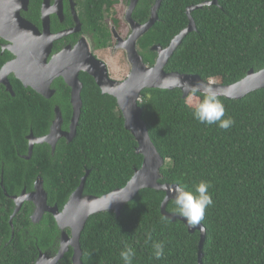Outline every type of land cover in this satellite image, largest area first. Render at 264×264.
<instances>
[{
	"label": "trees",
	"instance_id": "1",
	"mask_svg": "<svg viewBox=\"0 0 264 264\" xmlns=\"http://www.w3.org/2000/svg\"><path fill=\"white\" fill-rule=\"evenodd\" d=\"M207 1L211 0H163L159 21L145 36L147 45L140 48L146 52L154 42L167 47L188 25L186 9ZM216 2L191 13L196 30L182 39L165 72L196 75L226 86L250 70L264 68V0ZM152 58L146 54L144 60L152 65ZM81 79L82 108L74 139L68 144L59 141L53 154L50 149L44 153V145L35 146L30 164L12 161L16 150L25 152L23 135L30 128L36 136L46 133L56 104L67 127L69 88L61 79L53 83L56 94L48 113L28 108L29 97L22 96L24 88L18 81L13 84L15 97L0 99V158L8 160L2 177L7 195L18 194L35 180L34 175L14 172L40 171L48 204L61 209L85 171L89 173L84 194L100 197L124 187L140 168L142 156L135 152L137 144L124 128L115 99L102 95L89 76ZM219 98L225 118L235 121L227 130L193 119L188 96L182 99L178 89L142 91L141 119L164 161L160 184L180 181L188 190L202 180L212 185L213 205L201 222L205 227L201 264H264V90L240 100ZM164 196L143 189L119 217L113 212L90 216L80 235L82 264H124L119 253L125 245L136 251L132 264H197L199 233H189L179 221L164 222L160 213ZM28 206L9 225L13 203L0 187V264H34L39 252L57 251L59 230L53 217L45 216L33 225ZM166 211L177 214L173 201ZM146 232L152 233L153 241L165 242L163 258L153 257V241L146 242ZM71 254L58 264H72Z\"/></svg>",
	"mask_w": 264,
	"mask_h": 264
},
{
	"label": "water",
	"instance_id": "2",
	"mask_svg": "<svg viewBox=\"0 0 264 264\" xmlns=\"http://www.w3.org/2000/svg\"><path fill=\"white\" fill-rule=\"evenodd\" d=\"M162 1H155L151 9V17L140 28L141 32L145 33L154 25L157 20L156 12ZM18 3V0H0V38L17 44L7 47L17 59L3 67L0 72V83L5 85L7 91L12 93L7 76L10 73H14L15 78L25 88H31L38 94L50 98L54 94L51 89L53 81L57 78H62L65 85L70 88V103L73 109L70 120V132L62 133V118L60 112L56 109L55 119L52 122L49 135L35 140L32 136L28 137L30 143L29 154L34 143H47L54 151L56 143L61 137L65 138L68 143H71L74 139L82 106L81 91L83 84L79 80L78 74L83 71L94 79L102 94H107L116 100L117 107L123 118L124 128L132 135L137 144L135 152L142 156L140 168L134 171L124 187L115 189L100 197L83 195L85 180L89 173V171H86L81 178L79 186L61 212L58 211L56 205L47 206L46 193L42 188V180L40 178L35 182V191L31 195L23 194L19 198L12 197L11 199L14 200L16 208L10 217V224L20 209V203L28 200L35 206L31 217L33 223H38L45 213H49L61 230L57 252L55 254L49 251L39 252L34 264H58L70 248L72 249L71 263L82 264L80 235L88 218L104 212H113L116 217H119L124 206L132 201L138 192L143 189L163 192L165 196L160 206L161 215L173 223L176 221L183 223L189 233H194L195 231L199 233L197 264H201V249L205 239V231L201 232L199 225L189 228L182 217L166 211L167 204L173 201L167 189L174 185L159 183L161 178L160 169L164 161L149 137L146 124L141 119L142 109L139 107L141 93L149 89L168 91L178 89L181 92L182 99H184L188 94L180 84L175 83L176 78H179V80L188 84L199 82L202 86H210L216 90L218 97L228 100H240L251 92L264 90V68L258 72L250 70L244 78L226 86L217 84L214 81L204 82L196 75L165 72L164 68L169 58L180 45L182 39L188 33L196 30L191 13L206 6H216V0L207 1L186 9L188 25L171 40L167 47L153 46L151 49L157 53V59L153 67L149 68L142 64L141 58L137 56L134 50V45H130L131 50L128 51V61L132 66L131 73L125 81L120 83L109 80L104 64L96 61L85 45L72 53L66 50L61 54L54 55L47 63L51 45H25L20 39L22 37L20 34L30 33V30L29 25L24 23L19 16L20 5L18 6ZM132 4H135V1ZM0 185L6 196L7 193L2 186V180ZM166 197L167 199H165ZM107 205L108 207L106 208ZM66 229L70 230V238L65 235L64 230Z\"/></svg>",
	"mask_w": 264,
	"mask_h": 264
},
{
	"label": "flooded vegetation",
	"instance_id": "3",
	"mask_svg": "<svg viewBox=\"0 0 264 264\" xmlns=\"http://www.w3.org/2000/svg\"><path fill=\"white\" fill-rule=\"evenodd\" d=\"M18 1H19L18 6L20 5L19 16L24 23H27L29 25V30H30V33L20 34V36L22 35L20 39L21 41H23L25 45H51L49 56L47 58V63H49V61L52 59L54 55L61 54L66 50L72 53L75 52L77 49L81 48L83 45H85L91 56L96 61H100L101 63L104 64L109 80L112 82L120 83L125 81L131 73L132 66L128 61V54H129L128 51L131 50L130 45H134V50L137 56L141 58L142 64H144L146 67L149 68L153 67L157 59V53L151 49L153 48V46L161 47L160 43L159 44L155 42L151 43L150 45L152 46H150L146 52L140 48L141 45H147L145 36L149 33V31H151L153 26L159 21L157 14L158 10H157L156 12L157 20L155 21L154 25L145 33L141 32L140 28L144 26L151 17V9L156 0H18ZM133 1H135V4H132ZM170 42L168 43V45L170 44ZM11 45H17V44H15L12 41H7L5 39L0 38V56L4 57L5 55H8L6 58L0 59V72L7 63L13 62L14 60L17 59V57L13 55L10 50L7 49V47ZM146 54H150L153 56L152 65H149L148 63L145 62L144 57L146 56ZM109 62L112 65H114L113 66L114 73L110 71ZM82 75L89 76L87 73L80 71L78 74V78L81 82H82L81 79ZM89 77L94 81V79L91 76ZM58 79H61L62 82L64 83L62 78L55 79L53 83ZM7 81L12 88V93L7 91L6 86L0 83V99H7L8 96L11 98L15 97L13 84L15 81L18 80L15 78L14 73H10L7 76ZM53 83L51 85V89L54 91V94L50 98H46L38 94L31 88H25L20 83L24 88L22 91H20L22 96L29 97L28 108H31L32 110H36V111H43L44 113L50 112L51 111L50 106L52 103L51 99L56 94V90L53 87ZM98 89L100 90L99 87ZM100 92L102 94L101 90ZM102 95H107V94H102ZM81 102H82V98H81ZM69 105H70V117L68 120L67 127L65 128L63 127L64 122L62 118L61 108L57 104L54 105L52 109L54 116L52 121L50 122V125L46 133L40 136H36L33 130L30 128L29 131L25 135H23L26 146L25 149L23 146V149L21 150H25V152L19 153L18 150H16L17 151L15 156L16 159H13L12 161L17 160L18 162L23 161L27 164L32 163L34 147L40 145H44L43 148L44 153L47 152L48 149H50L51 153L53 154L55 150L52 151L51 146L47 143H43V144L34 143L31 152L29 154L30 143L28 137L32 136V138L35 140L49 135L52 122L55 119L56 109L61 114L62 133H69L70 120L73 111L72 105L70 103V88H69ZM62 140L68 144L66 139L61 137L57 141L56 145L59 143V141ZM43 160L47 161L46 155L45 158L43 157ZM5 161L8 160H6L5 158H0V183L4 175ZM38 168L39 166H37V169ZM14 173L19 175H31V176L34 175L35 180L33 181L32 186L30 187L24 186L18 194L11 196L4 195L13 203L12 214L16 208V205L14 200H12L11 198L12 197L19 198L23 196V194L31 195L35 191V182L37 181V179L40 178L42 180V172L40 171L37 172L36 174L32 173L31 171H20ZM2 186H3V180H2ZM42 188H43V180H42ZM71 195L69 196L68 200L70 199ZM83 195H86L84 194V191H83ZM46 198H47L46 204L47 206H50L48 204L47 193H46ZM68 200L66 201V203L68 202ZM20 204L21 206L17 214L22 209L27 207V205H29L28 208L31 209L29 220L33 225L39 224L45 216L48 215L51 216V214L45 213L38 223H33L31 217L35 210L34 204L28 200H24ZM55 205L56 204L52 206ZM56 207L58 208L57 205ZM63 207L61 209L58 208V211L61 212ZM16 215L13 217V219L16 217ZM13 219L11 220V224L9 223V225H12ZM9 222H10V218H9ZM58 230H59V236H58V248H59L61 230L59 228ZM64 232L68 238L71 237L69 229L64 230ZM69 251H71L72 253L71 248L69 249Z\"/></svg>",
	"mask_w": 264,
	"mask_h": 264
},
{
	"label": "clouds",
	"instance_id": "4",
	"mask_svg": "<svg viewBox=\"0 0 264 264\" xmlns=\"http://www.w3.org/2000/svg\"><path fill=\"white\" fill-rule=\"evenodd\" d=\"M175 83L180 84L188 94V106L191 109L193 119L205 125L216 124L223 130L234 125L233 118L230 116L225 118V106L214 88L202 86L199 82L188 84L179 78H176ZM211 187L210 182L202 180L194 185V190H188L187 185L177 181L174 186L167 189L173 199L176 213L186 221L189 228L199 225L200 231H205L201 222L205 219L206 210L213 205L212 195L209 192ZM162 219L165 223L168 222L167 218L162 217ZM145 236L146 242L153 241L151 232H146ZM151 247L155 259L159 260L165 256L164 241H153ZM119 255L124 264H132L136 251L130 245H125Z\"/></svg>",
	"mask_w": 264,
	"mask_h": 264
},
{
	"label": "rangeland",
	"instance_id": "5",
	"mask_svg": "<svg viewBox=\"0 0 264 264\" xmlns=\"http://www.w3.org/2000/svg\"><path fill=\"white\" fill-rule=\"evenodd\" d=\"M109 64H110V71L114 73V67H113L114 65H112L110 62H109Z\"/></svg>",
	"mask_w": 264,
	"mask_h": 264
}]
</instances>
